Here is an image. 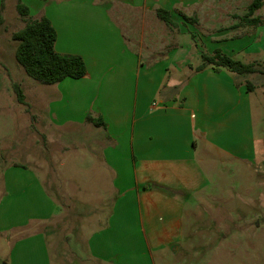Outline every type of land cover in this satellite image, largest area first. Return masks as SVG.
<instances>
[{
	"label": "crops",
	"instance_id": "0c3cea01",
	"mask_svg": "<svg viewBox=\"0 0 264 264\" xmlns=\"http://www.w3.org/2000/svg\"><path fill=\"white\" fill-rule=\"evenodd\" d=\"M21 1L35 19H49L57 52L79 55L86 65L84 77L46 85L53 91L48 116L55 126L99 130L87 145L93 149L95 144L113 191L106 215L98 218L82 253L79 249L74 256L82 264H157L156 257L182 239L186 208L197 205L196 197L207 186L202 156L222 157L237 167L255 154L250 102L255 87L249 83L248 91L247 83L225 68L198 71L201 53L212 55L218 49L232 57L244 49L259 54L264 49L258 46L261 32L228 21L212 33L199 32L206 41L198 45L194 30L179 28L173 44L148 50L128 44L112 18L116 3L154 12L166 9L179 27L174 11L182 18L188 16L187 8L219 0ZM196 17L195 26L202 21ZM238 27L242 30L232 35ZM231 35L248 36L249 43L231 45ZM189 51L200 59L196 65L185 55ZM88 114L105 126L87 123ZM2 180L0 236L8 247L4 264H52L46 232L57 211L52 193L23 164L6 167Z\"/></svg>",
	"mask_w": 264,
	"mask_h": 264
},
{
	"label": "rangeland",
	"instance_id": "374dc122",
	"mask_svg": "<svg viewBox=\"0 0 264 264\" xmlns=\"http://www.w3.org/2000/svg\"><path fill=\"white\" fill-rule=\"evenodd\" d=\"M17 1L0 0V199L6 167L16 163L34 169L57 203L56 215L46 229L52 264H82L73 253L79 249L82 253L83 241L90 231L97 229L98 218L106 215L113 196L95 144L93 149L87 145L95 140L99 130L91 125L55 126L54 117L48 116L51 87L28 77L15 59L17 42L12 41L11 34L24 26L25 19H35L31 15L22 18L16 9ZM251 1L219 0L213 6L187 8L184 12L188 16L197 14L202 20L196 26L174 11L173 18L180 21L175 28L157 19L154 10L116 3L111 14L128 44L159 50L176 41L179 28L194 30L195 42L200 45L206 37L199 32L212 33L228 21L242 24L239 17L247 12ZM31 9L36 12L38 7ZM253 16L262 19L254 31L261 32L258 46H264V4ZM242 27L253 30L250 26ZM242 27L233 30L232 35ZM186 36L181 39L183 45L187 43ZM227 42L241 48L249 43V38L236 35ZM185 55L194 65L200 60L191 51ZM232 57L264 66V49L255 55L241 49ZM232 76L255 87L250 95L255 154L237 167L221 160L222 157L202 156L207 186L196 197L197 205L186 208L182 239L163 254L165 258L156 257L157 264H264V75ZM13 82L21 87L28 108L16 100ZM2 240L3 235L0 264H4L8 254Z\"/></svg>",
	"mask_w": 264,
	"mask_h": 264
},
{
	"label": "trees",
	"instance_id": "16d2710c",
	"mask_svg": "<svg viewBox=\"0 0 264 264\" xmlns=\"http://www.w3.org/2000/svg\"><path fill=\"white\" fill-rule=\"evenodd\" d=\"M3 2V0H2ZM264 0H252L247 6V12L239 17L240 22L244 26L257 27L262 23V19L258 16H253L255 11L262 8ZM2 9V4H1ZM18 14L22 18H28L29 9L20 0L16 3ZM156 16L170 27H177V24L172 20L168 10L157 8ZM182 18L190 23H196L197 17H188L181 14ZM2 18L0 16V22ZM12 41L17 42L15 49V59L22 67L25 74L34 81L43 85H53L65 78L79 79L86 75V65L79 55L63 54L55 50L54 43L56 40V31L45 16L36 19H25V24L22 28L14 31L11 34ZM202 63L197 67L200 71L207 66H211L218 71L225 68L232 73L238 75H249L258 73L264 75V66H258L256 62L244 63L240 60L222 53L220 50H215L212 55L201 53ZM247 83L248 91L251 86ZM12 90L16 100L26 106L25 96L18 83H12ZM87 123L94 126H105L101 118H93L88 114L85 118Z\"/></svg>",
	"mask_w": 264,
	"mask_h": 264
}]
</instances>
